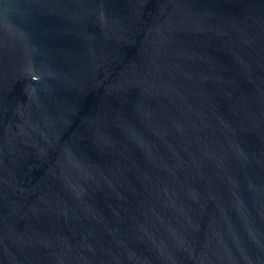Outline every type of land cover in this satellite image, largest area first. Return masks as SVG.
Instances as JSON below:
<instances>
[{
    "label": "water",
    "instance_id": "obj_1",
    "mask_svg": "<svg viewBox=\"0 0 264 264\" xmlns=\"http://www.w3.org/2000/svg\"><path fill=\"white\" fill-rule=\"evenodd\" d=\"M0 264H264V0H0Z\"/></svg>",
    "mask_w": 264,
    "mask_h": 264
}]
</instances>
